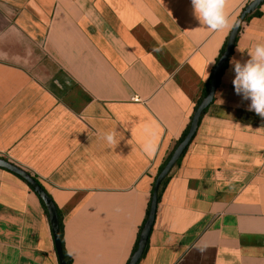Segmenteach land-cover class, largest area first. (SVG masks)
Returning <instances> with one entry per match:
<instances>
[{"label": "crops", "instance_id": "crops-1", "mask_svg": "<svg viewBox=\"0 0 264 264\" xmlns=\"http://www.w3.org/2000/svg\"><path fill=\"white\" fill-rule=\"evenodd\" d=\"M245 7L228 0L234 25ZM259 12L170 172L138 264H264V118L230 64L264 43ZM232 29L199 24L190 0H0V159L50 195L72 264H128ZM0 264H60L40 198L1 168Z\"/></svg>", "mask_w": 264, "mask_h": 264}, {"label": "water", "instance_id": "water-1", "mask_svg": "<svg viewBox=\"0 0 264 264\" xmlns=\"http://www.w3.org/2000/svg\"><path fill=\"white\" fill-rule=\"evenodd\" d=\"M263 3H264V0H255L249 5H247L243 9L235 26L233 27L228 37L225 51L213 69L208 94L200 101L195 113L193 114L190 127H189V131L186 137L183 139L181 143H179L175 147L169 161L167 162L163 170L158 174L155 180L151 202H150L149 214H148L147 220L143 228L141 229L137 249L133 252L128 264H138L140 262L145 252V249L147 247L152 228L154 226L158 203H159L160 187L163 181L165 180V178L170 174L172 169L177 165L178 161L187 151L189 145L191 144L192 140L194 139L198 131L201 118L203 117V115L205 114L209 106L213 103L216 89L218 86L219 73L221 69L223 68V66L227 63V61L229 60L232 54L237 38L241 31L243 22L245 21L247 16L253 14L257 9L260 8V6ZM0 168L10 171L14 173L15 175H17L18 177H20L21 179H23L34 190V192L38 195V197L43 201L47 209L49 219H50L54 241H55V246H56V251L59 257V262L60 264H68L66 261L65 255H64V250H63V245H62V240H61L59 215H58L57 208L52 198L48 195V193L43 189L40 183L30 173L20 168L19 166L5 159H0Z\"/></svg>", "mask_w": 264, "mask_h": 264}, {"label": "clouds", "instance_id": "clouds-1", "mask_svg": "<svg viewBox=\"0 0 264 264\" xmlns=\"http://www.w3.org/2000/svg\"><path fill=\"white\" fill-rule=\"evenodd\" d=\"M195 18L209 30L221 31L234 27L226 11L228 0H190ZM250 59L241 63L232 58L230 64L235 73L232 81L235 92L250 99V111L264 118V43H258L248 53ZM117 131L106 134V141L110 145H117L119 141Z\"/></svg>", "mask_w": 264, "mask_h": 264}, {"label": "trees", "instance_id": "trees-1", "mask_svg": "<svg viewBox=\"0 0 264 264\" xmlns=\"http://www.w3.org/2000/svg\"><path fill=\"white\" fill-rule=\"evenodd\" d=\"M258 15H260L259 9H257L253 14L247 16V18L245 19V21H248V20L251 19L252 17H254V16H258ZM226 44H227V41H226L224 47H223L222 50H221V53H220V56H219L218 60L220 59V57H221L222 54L224 53L225 48H226ZM217 62H218V61H217ZM226 66H227V63H226V64L223 66V68L221 69V71H220V73H219V77H220V75L222 74L223 70L226 68ZM219 77H218V81H219ZM210 83H211V80H210V81L208 82V84L206 85L201 100H202V99L208 94V92H209V87H210ZM201 100H200V101H201ZM200 101L198 102V104H197V106H196V108H195V111H196V109H197V107H198ZM195 111H194V113H195ZM192 117H193V116H192ZM191 119H192V118H191ZM190 123H191V121H190ZM190 123H189L188 126L185 128V130H184V132L182 133V135H181V137L179 138V140L176 142L175 147H176L179 143H181V142L183 141V139L186 137V135H187V133H188V131H189ZM175 147H174V149H175ZM174 149L169 153V155H168L167 158L165 159L164 163L162 164V166H161V168H160L159 173L163 170V168L165 167V165H166L167 162L169 161V159H170V157H171L172 152L174 151ZM185 153H186V152H185ZM185 153H184V154H185ZM183 156H184V155H183ZM183 156H182V157H183ZM182 157H181V159H182ZM181 159L178 161L177 165L180 163ZM177 165H176V166H177ZM159 173H158V174H159ZM157 176H158V175H157ZM156 178H157V177H156ZM169 179H170V174L165 178V180L163 181V183H162V185H161V187H160V190H159V200H160L161 197H162V194H163V192H164V190H165V188H166V186H167V183H168ZM155 180H156V179H155ZM154 183H155V182H154ZM48 195H49V194H48ZM49 196H50V195H49ZM40 200H41V199H40ZM41 202H42V204H43L44 207H45V204L43 203L42 200H41ZM55 206H56V205H55ZM56 208H57V207H56ZM45 210H46V212H47L46 207H45ZM149 210H150V207H149ZM149 210H148V214H149ZM57 211H58V215H59L60 231H61V240H62V245H63V250H64V243H63V231H64V230H63V220H62V216H61V214H60L58 208H57ZM47 213H48V212H47ZM146 220H147V218H146ZM145 222H146V221H145ZM144 224H145V223H144ZM143 226H144V225H143ZM142 228H143V227H142ZM140 232H141V231H140ZM139 236H140V234H139ZM138 241H139V237H138ZM138 241H137V243H136V245H135V247H134V251L137 249ZM147 248H148V244H147V247H146V249H145V252H144L143 256L145 255V253H146V251H147ZM134 251H133V252H134ZM132 254H133V253H132ZM64 255H65V258H66L67 263H68V264H72L71 259L68 257V255L65 253V251H64ZM143 256H142V257H143ZM141 259H142V258H141ZM128 262H129V261H128Z\"/></svg>", "mask_w": 264, "mask_h": 264}, {"label": "built area", "instance_id": "built-area-1", "mask_svg": "<svg viewBox=\"0 0 264 264\" xmlns=\"http://www.w3.org/2000/svg\"><path fill=\"white\" fill-rule=\"evenodd\" d=\"M255 0H244V5L247 6Z\"/></svg>", "mask_w": 264, "mask_h": 264}]
</instances>
